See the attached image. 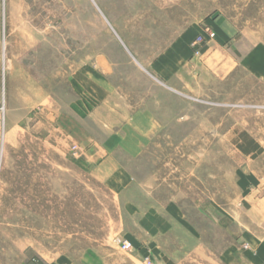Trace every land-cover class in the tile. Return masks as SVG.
<instances>
[{"label":"rangeland","instance_id":"374dc122","mask_svg":"<svg viewBox=\"0 0 264 264\" xmlns=\"http://www.w3.org/2000/svg\"><path fill=\"white\" fill-rule=\"evenodd\" d=\"M109 137L142 149L125 212L88 167ZM243 214L264 239V0H0V264H224Z\"/></svg>","mask_w":264,"mask_h":264},{"label":"crops","instance_id":"0c3cea01","mask_svg":"<svg viewBox=\"0 0 264 264\" xmlns=\"http://www.w3.org/2000/svg\"><path fill=\"white\" fill-rule=\"evenodd\" d=\"M262 45V44H261ZM261 45H258L255 52H259ZM254 50V49H253ZM252 50V51H253ZM253 53V52H251ZM262 54H255L249 58V62L251 63L254 61L253 59H259V57ZM255 56V57H254ZM126 106H129L126 104ZM127 113V112H126ZM125 113V117L123 116V119L125 118V121L127 123L133 124L135 127H139L138 123L141 121V116L139 114L134 115H128ZM18 119L14 115H11V117L8 119V121H5V129L10 131V133L14 134L17 133V127H18ZM115 137H109L107 141L104 144H97L94 142L91 145H89L88 150L86 151V156L88 160L92 164H88V167H91L94 169V171L98 172L101 177L103 178V182L106 184L108 188L111 189L117 195L118 203L121 206V211L125 212V189H128V187L131 186V184L134 182V177L131 174L130 170L125 166V163L123 161H120V159L117 156V151L122 150V152L125 154V150L132 155H139L142 152V149L139 147L133 148V147H125V137L122 139L123 141L120 143V145H116V147H110L111 139H114ZM91 140L94 141V139L91 138ZM94 145V146H93ZM97 146V147H96ZM127 148V149H126ZM98 157V158H97ZM95 163V164H93ZM249 200V199H245ZM150 214L153 213V211L149 210ZM165 212L170 216V219L178 220L177 216H180L181 213H179L176 208H174L173 203H169L167 207L165 208ZM148 213V212H147ZM241 213V212H240ZM261 218H263V213H260ZM239 216V215H238ZM246 220H249V222H244V227H246V231H244V234L239 238L238 242H245L248 243L250 248H246V250H243L242 247L237 246L233 249H229L227 251L223 250V253H221L220 260L222 263H227V257L231 260H236L238 258H241L244 255V258H247L249 260L250 264H264V239L260 238L259 235L254 233L250 228L252 229L254 223L253 217L250 215H244ZM248 216V217H247ZM244 218L238 217V220H240V224H243L242 220ZM257 219V216H256ZM125 218L121 215L119 220V230L117 234L123 233V236L125 237ZM142 233L140 235L141 239L139 241V246L142 250L145 251H151V250H162L161 244L156 242L153 237V224L148 221V216L146 214L145 221L141 222L139 225ZM202 250L205 251V245L202 244ZM90 252H92V249H90ZM246 256V257H245ZM97 256L93 258V262L91 264H97ZM70 260L64 257H60L56 260H53L51 262H44V264H69ZM231 263V262H228ZM161 264V263H156Z\"/></svg>","mask_w":264,"mask_h":264},{"label":"built area","instance_id":"2783aa9c","mask_svg":"<svg viewBox=\"0 0 264 264\" xmlns=\"http://www.w3.org/2000/svg\"><path fill=\"white\" fill-rule=\"evenodd\" d=\"M201 42H202V38L199 41L198 40L194 41L193 44L196 45V44L201 43ZM117 242L120 245V247H122V249H124V250L129 251L132 249V244L127 239H120L119 238V239H117ZM146 261L151 262L150 258H148V257L146 258Z\"/></svg>","mask_w":264,"mask_h":264},{"label":"trees","instance_id":"16d2710c","mask_svg":"<svg viewBox=\"0 0 264 264\" xmlns=\"http://www.w3.org/2000/svg\"><path fill=\"white\" fill-rule=\"evenodd\" d=\"M248 142H249V145H250V146H253L254 148H256V143L254 142L253 139H250ZM251 148H252V147H246V146H242V145H241V149H242L244 152H249V151H251Z\"/></svg>","mask_w":264,"mask_h":264}]
</instances>
